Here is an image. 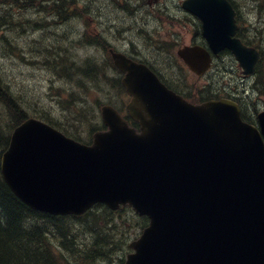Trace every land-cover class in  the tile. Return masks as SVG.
<instances>
[{
	"label": "water",
	"instance_id": "95a60500",
	"mask_svg": "<svg viewBox=\"0 0 264 264\" xmlns=\"http://www.w3.org/2000/svg\"><path fill=\"white\" fill-rule=\"evenodd\" d=\"M186 7L204 21L212 52L228 48L246 73L254 70L259 51L234 37L227 0ZM178 52L198 75L211 64L203 46ZM114 59L126 73L128 109L140 129L111 105L102 107L108 130L95 133L91 145L29 119L2 157L11 189L52 214H81L104 202L147 215L150 224L130 244L136 252L125 264H264V112L260 132L242 120L236 102L192 104L145 64L122 54Z\"/></svg>",
	"mask_w": 264,
	"mask_h": 264
},
{
	"label": "flooded vegetation",
	"instance_id": "af4514ba",
	"mask_svg": "<svg viewBox=\"0 0 264 264\" xmlns=\"http://www.w3.org/2000/svg\"><path fill=\"white\" fill-rule=\"evenodd\" d=\"M185 1L100 0L97 4L93 0L90 2L89 0H67V5L73 9L74 4L79 2L84 6L81 11L86 10L97 14L99 27L94 26L91 29L84 27L81 32L77 28L75 29L76 36L82 41L93 36L100 42V46L91 42V48L99 54L103 52L108 60L111 61L112 58L111 49L122 51L131 58L147 62L167 86H171L173 90L187 100L193 103H201L211 99H232L241 106L246 121L258 125V113L264 110V69L261 57L254 71L251 74H246L230 50H221L213 55L210 69L198 78L200 84H194L190 87L177 81L171 83L168 78L174 74L156 66V64L164 63L166 59L175 57V60L178 59L177 55L164 51V44L171 42L177 48L188 37L189 44L207 45L203 37V21L184 6ZM228 1L236 12V21L239 25L238 32L240 31L237 36L243 38L242 40L246 43H253L254 37L257 36L258 38L259 36L248 27L252 23L247 17L250 11L254 15H257L258 10L260 11L258 2H251V0ZM120 7L122 8L120 9ZM90 21L92 26L94 19L90 17ZM68 26L66 24L65 27L59 26V28L61 31H65ZM132 27H136L137 31L144 33V35H139L140 39H137L138 36L130 38L128 33ZM71 31L73 34V30ZM115 31L121 35H126L125 40L118 43L120 38H116ZM108 32L111 33L108 34ZM66 34L68 35V33ZM142 37H145L144 41ZM134 41L138 43L137 46H135ZM140 47L141 49H138ZM80 53H82L81 55L85 54L83 51ZM96 60L103 61L104 59H100V56L97 55ZM169 83L171 84L169 85ZM128 98L130 100V96Z\"/></svg>",
	"mask_w": 264,
	"mask_h": 264
},
{
	"label": "trees",
	"instance_id": "16d2710c",
	"mask_svg": "<svg viewBox=\"0 0 264 264\" xmlns=\"http://www.w3.org/2000/svg\"><path fill=\"white\" fill-rule=\"evenodd\" d=\"M15 24L9 28L15 29ZM83 64L55 63L52 68L57 74L69 77L80 70L90 80H95L98 71L103 70L92 61ZM112 82L116 86L115 79ZM116 82L123 91L121 81L116 79ZM12 90L0 76V264H123L122 252L131 238L125 233L130 221L129 213L126 215V210H131L129 207L113 211L97 204L81 216L51 215L26 205L6 183L1 155L9 145L13 129L28 118L20 96ZM40 117L57 125L47 115ZM60 128L80 141L85 140L63 126ZM148 222L147 217H138L137 226L142 230Z\"/></svg>",
	"mask_w": 264,
	"mask_h": 264
},
{
	"label": "rangeland",
	"instance_id": "374dc122",
	"mask_svg": "<svg viewBox=\"0 0 264 264\" xmlns=\"http://www.w3.org/2000/svg\"><path fill=\"white\" fill-rule=\"evenodd\" d=\"M258 2L259 9L257 15H254L250 11L249 22L251 25L260 29L261 35L264 32V0H251V2ZM90 2V0H89ZM93 2L99 4L100 0H93ZM251 4V3H250ZM77 5V6H76ZM94 6H96L94 4ZM77 11L81 13L83 5L80 3H75ZM122 7H120L121 9ZM79 9V10H78ZM12 13H15V9L11 8ZM1 14V13H0ZM19 14L25 15L27 20L41 19V17L46 18L45 13L39 12L37 9L25 8L21 9ZM128 15V14H127ZM130 16V15H128ZM262 18V23H260V17ZM4 19L7 20L8 14H4ZM94 24L91 27H99L98 21L99 17L97 14H93ZM82 17L76 18L80 20ZM88 20L86 13L84 12V19L77 23V28L79 32L83 31L85 27V22ZM1 21V19H0ZM8 28V27H7ZM18 29L12 33V38L10 43H6V40L2 37V32H8L5 28L4 31H1L0 26V74L5 78L16 92L25 106L26 111L31 115H38L40 112L48 111L49 114L53 116L54 120H65L71 127H67L70 131L75 132L78 135L87 137L88 130L90 125H95L97 117L100 119V106L104 103L111 102L116 106L122 108L123 112L125 111V103L128 99L119 91H116L110 87V85L104 82V85L96 84V82H91V80L81 77L80 84H77L76 81L68 80L65 75H57L52 69L53 62H45L43 57L36 56L39 60H33L32 57L28 60H24L21 56L20 50L26 52V55L30 57L32 53L30 46L33 44L34 39L39 38L43 33L34 32L33 30ZM133 29V32L131 30ZM128 35L130 38L140 39V36H143L144 33H139L136 27H132ZM57 35L62 34L63 32L58 29ZM111 32H108L110 34ZM116 38H120L118 43L125 40L126 35H121L115 31ZM133 36H130V35ZM143 41L145 37H142ZM188 37L182 43H189L187 41ZM46 42V40H45ZM48 43H56V39L47 41ZM79 39L76 36V30H73L71 39L68 41L67 46L73 47L72 51L78 54V62H81V59L84 55H81V49L78 48ZM260 43V42H259ZM35 45V44H34ZM41 45L40 42L36 46ZM182 45V44H181ZM164 51L169 52L172 55H176L175 45L171 43L164 44ZM264 51V44H263ZM85 54H92L91 50L83 51ZM176 58V57H175ZM173 59H166L164 63L156 64L157 67L170 71L177 77H181L183 83L193 86L194 84H200L198 77L189 71L181 68L180 61ZM262 66L264 69V54L262 58ZM102 84V83H101ZM73 101H69L72 95ZM84 101L85 110H83L84 116L80 120H76L74 117L78 112H76V102ZM75 123H74V122ZM127 215V213H126ZM130 221L127 222L129 231L133 235L139 229H137V216L133 214H128ZM127 217V216H124Z\"/></svg>",
	"mask_w": 264,
	"mask_h": 264
},
{
	"label": "bare ground",
	"instance_id": "6f19581e",
	"mask_svg": "<svg viewBox=\"0 0 264 264\" xmlns=\"http://www.w3.org/2000/svg\"><path fill=\"white\" fill-rule=\"evenodd\" d=\"M33 6H34L33 0H0V7H1V10L3 11L9 10L11 8L25 9V8H31ZM63 6L68 7V5H65L64 3H63ZM70 15L72 17H76V14L74 12H71ZM0 76L2 77L4 82H6L5 78L1 74ZM22 106L25 108L24 104Z\"/></svg>",
	"mask_w": 264,
	"mask_h": 264
}]
</instances>
